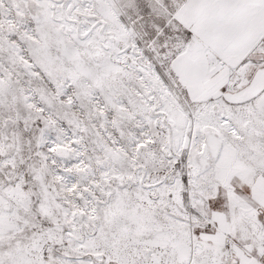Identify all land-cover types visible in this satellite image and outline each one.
Returning <instances> with one entry per match:
<instances>
[{"label": "snow or ice", "instance_id": "6c2138e0", "mask_svg": "<svg viewBox=\"0 0 264 264\" xmlns=\"http://www.w3.org/2000/svg\"><path fill=\"white\" fill-rule=\"evenodd\" d=\"M0 264H264V0H0Z\"/></svg>", "mask_w": 264, "mask_h": 264}]
</instances>
